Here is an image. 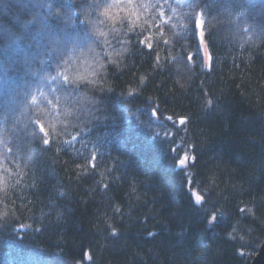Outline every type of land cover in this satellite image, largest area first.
<instances>
[{"label":"trees","instance_id":"16d2710c","mask_svg":"<svg viewBox=\"0 0 264 264\" xmlns=\"http://www.w3.org/2000/svg\"><path fill=\"white\" fill-rule=\"evenodd\" d=\"M68 2L7 0V8L0 7L5 30L0 35V189L6 182L14 210L7 223L0 219V264H251L264 240V0H200L210 22L206 27L217 37L211 71L182 62L164 63L158 70L146 53L129 55L101 74L103 88L97 82L82 89L75 107L48 79L68 53L53 51L38 32L39 23L25 31L23 22L43 19L63 30L71 11L73 18L90 21L91 31V22L99 18L104 20L97 25L100 31L115 26L121 34L129 22L113 25L96 11H84L85 0H71L72 9L62 7ZM170 2L176 7L177 0ZM57 10L64 16L49 15ZM137 11L139 32L140 24L152 23L153 10ZM165 11L172 18L164 26L165 38L172 39L186 10ZM113 15L126 13L113 10ZM171 24L177 26L170 29ZM72 27L84 31L83 24ZM8 31L16 39H7ZM152 32L158 35L156 28ZM128 38L136 37L130 33ZM173 45L165 50L161 43L162 63L183 51L181 44ZM90 47L92 52L81 47L72 53L85 73L93 60L106 62L103 38ZM140 75L148 76L145 85L139 84ZM130 87L140 93L134 101L125 96ZM153 102L174 120L191 117L187 135L198 144L199 159L186 172L195 174L197 190L212 189L219 201L203 206L222 213L214 226L189 202L184 173L172 167L160 122L150 115ZM38 119L56 141L51 150L32 136ZM77 131L83 139L72 142ZM156 131L161 136L154 141L149 137ZM97 149L105 163H98L96 174L77 167L85 163L81 153ZM3 196L0 191V211L7 203Z\"/></svg>","mask_w":264,"mask_h":264},{"label":"snow or ice","instance_id":"6c2138e0","mask_svg":"<svg viewBox=\"0 0 264 264\" xmlns=\"http://www.w3.org/2000/svg\"><path fill=\"white\" fill-rule=\"evenodd\" d=\"M87 4L84 11L88 12L89 15L92 11H96L100 16L107 18L110 21L115 23L123 24L124 21L129 22V27L121 34L119 28L113 26L109 32L100 31L97 28V25H103L104 20L97 18L95 22L92 23V28L95 31L88 29V24L90 21H80L79 16L73 18L71 11L68 12L66 20L67 24L63 30H56L51 27L50 24L45 23L43 19L28 20L23 22V28L25 31L29 30V25L33 27L37 23L40 24L38 32L43 37H47L53 47L54 52H63L68 53L67 56H62L59 63L56 64V74L54 76H49L50 79L55 85V92H59L64 100L72 107H75L73 101L77 100V97L81 94L82 89H87L90 86L95 87L97 82H99L101 88H103V79L101 74L105 71L107 67H117L121 59L126 58L129 55H139L141 53H146L147 58L151 61L156 69H163L164 63L176 64L177 62H182L189 69L193 67H199L201 69H207L211 71L214 67L216 57L214 52L217 49V37L216 33L211 29L207 28L206 25L210 23L205 20V9L201 8L200 0H177L176 7L172 6L170 0H163V3L160 0H155L153 3L152 0H148L147 3L144 0H92L91 3ZM0 7L7 8V0H0ZM49 9L52 8L51 4H48ZM62 7H67L69 9L75 8L76 5L71 3V0L66 5ZM152 9V23L145 21L143 24H140V31H136L137 21L140 20V15L138 9ZM165 8L171 10L172 13H177L178 9H185L181 20L184 21L180 27V31L172 32V39L165 38L164 26L169 25L171 17L167 16ZM199 9V10H198ZM102 10V11H101ZM113 10L117 13H126L124 16L113 15ZM49 15H54L56 18L64 16V13L57 10L55 13L50 11ZM135 16V20L132 17ZM158 17H165L162 22L158 21ZM83 24L84 31L81 32L79 27L73 28V25ZM177 25L171 24V28H175ZM152 28L157 29V34L152 32ZM5 30L0 29V35L4 34ZM135 35V40L129 39V34ZM261 34L264 35V28L261 29ZM111 36V39H109ZM103 38V45L107 47L104 49L106 62H99L93 60L92 64H89V71L85 73L82 71V65L77 63L78 57L73 56L72 53L80 51L81 47H88V51L92 52L93 49L90 47L92 43H96ZM7 39H16L13 32H7ZM173 41L175 43L181 44L183 51L178 53L175 56L169 55L164 57V62L162 63V58L160 52L158 51L161 43L167 47H172ZM182 41H187V43H181ZM115 42V43H113ZM194 42V46L193 43ZM107 49H112L108 51ZM191 49V50H189ZM155 53V55H153ZM83 54V53H82ZM93 64L95 65L93 67ZM0 71H3V68L0 67ZM171 71V68L167 69ZM148 80L147 75H140L138 81L140 85H145ZM107 91L112 92L113 89L109 88ZM139 90L136 88H129L125 94L128 101H134L139 98ZM35 100V97H33ZM48 104L52 105V109L57 108L56 104H53L51 100L47 101ZM155 104V102H153ZM208 105H213V101L209 99L207 101ZM121 107L125 112H128L131 115L130 107L122 104ZM151 117H154L160 122V129L163 130L162 143H167L168 147L166 149L167 153L170 154L172 159V167L179 169L184 173L183 186L188 193V199L192 206L196 207L198 213H200L201 218L205 219L209 225L214 226L218 223L219 215L222 213H217L212 211L211 208L203 207L204 205H211L214 207L219 201L214 200V192L212 189L201 188L197 190L194 185L195 174L189 175L186 170L188 168H195L196 162L199 159L197 155L199 146L198 144L191 142V139L187 135L188 125L191 123V117L187 115H182L178 119L174 120L172 115H165L163 110L160 108L159 104L149 108ZM69 114H71V109H69ZM160 117H163V120H160ZM139 126H143V122L138 121ZM169 125L171 127L169 128ZM150 127V125H149ZM81 131H88L91 135L89 129H83ZM34 139L38 140L42 144L45 150H51L53 144L56 143L55 139L51 136L49 130L45 127L44 123L41 120H36L34 122V131L32 133ZM161 136L160 131L153 132L149 137L152 140H156ZM81 132L77 131L75 135L71 136L72 142L82 141ZM65 144H68L69 141H65ZM61 147H57L56 151H61ZM8 151H12L8 149ZM104 155L103 151L91 150L87 155L81 153L80 158H82L85 163L84 165H77L78 168L83 167L85 173L91 172L96 174V169L98 163H105L102 158ZM9 171L8 169L5 170ZM23 175V173H21ZM103 176L104 173H99ZM20 181L17 180V184ZM7 183L4 182L3 189L0 191L4 192L3 200L7 203L3 205V211H0V219L4 220L7 223V220L10 215H14V210L9 209V204L12 203L9 200L7 194ZM102 187L107 190L109 184H103ZM63 195V193H61ZM116 212H120L121 209L117 207ZM243 211V209H241ZM58 215H60L58 213ZM3 226V225H0ZM20 228L29 227L28 225H19ZM113 235L116 234V229H112ZM150 236L155 235L154 233H149Z\"/></svg>","mask_w":264,"mask_h":264},{"label":"water","instance_id":"95a60500","mask_svg":"<svg viewBox=\"0 0 264 264\" xmlns=\"http://www.w3.org/2000/svg\"><path fill=\"white\" fill-rule=\"evenodd\" d=\"M251 264H264V240L261 244L258 253L255 255L254 259L252 260Z\"/></svg>","mask_w":264,"mask_h":264}]
</instances>
